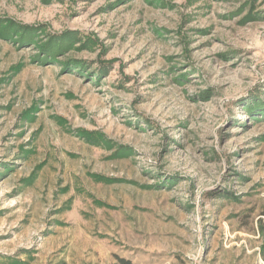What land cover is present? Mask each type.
I'll return each instance as SVG.
<instances>
[{"label": "rangeland", "instance_id": "rangeland-1", "mask_svg": "<svg viewBox=\"0 0 264 264\" xmlns=\"http://www.w3.org/2000/svg\"><path fill=\"white\" fill-rule=\"evenodd\" d=\"M264 264V0H0V264Z\"/></svg>", "mask_w": 264, "mask_h": 264}, {"label": "trees", "instance_id": "trees-1", "mask_svg": "<svg viewBox=\"0 0 264 264\" xmlns=\"http://www.w3.org/2000/svg\"><path fill=\"white\" fill-rule=\"evenodd\" d=\"M116 264H133L130 260L121 258V257H115Z\"/></svg>", "mask_w": 264, "mask_h": 264}]
</instances>
